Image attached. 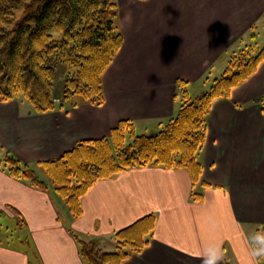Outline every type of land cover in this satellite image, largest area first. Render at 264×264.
<instances>
[{
    "label": "crops",
    "instance_id": "0c3cea01",
    "mask_svg": "<svg viewBox=\"0 0 264 264\" xmlns=\"http://www.w3.org/2000/svg\"><path fill=\"white\" fill-rule=\"evenodd\" d=\"M114 1L122 44L102 73V104L75 96L74 106L36 113L20 96L0 100L1 150L39 175L38 162L109 136L120 120L155 132L181 103L177 79L187 81L190 96L200 94L234 52L254 42L258 26L264 31V0ZM262 95L264 59L228 97L213 99L197 156L200 181L184 168L132 166L96 181L78 217L51 185L39 190L0 166V216L17 222L19 213L18 229L31 240L26 248L0 242V264H87L73 235L113 251L115 231L148 213L155 216L148 244L122 264H203L217 247L218 264H259L251 242L264 225V109L255 101Z\"/></svg>",
    "mask_w": 264,
    "mask_h": 264
},
{
    "label": "trees",
    "instance_id": "16d2710c",
    "mask_svg": "<svg viewBox=\"0 0 264 264\" xmlns=\"http://www.w3.org/2000/svg\"><path fill=\"white\" fill-rule=\"evenodd\" d=\"M21 6V19L8 29L14 10ZM117 18L118 5L114 0H0V100L22 94L36 113L74 106L78 95L87 103L102 104V73L122 44ZM51 28L61 32L60 39L53 38ZM253 45H244L234 52L223 73L211 80L207 91L196 96L188 94L187 81L177 79L181 103L153 133L137 134L130 120H120L109 136L78 141L60 156L38 162L46 179L9 152L0 159V166L10 176L25 179L39 190L51 185L74 217L81 215L80 199L96 181L132 166L184 168L191 182L196 183L202 171L197 156L205 141L211 102L217 97H228L232 87L256 71L264 59V44L259 48ZM58 63L72 71L65 77L61 99L56 100L53 80ZM255 101L263 110V96ZM192 195L201 197L200 193ZM14 213L18 225H22L21 215ZM154 224V214L148 213L116 230L113 251H104L94 239L73 236L87 264H122L146 247ZM258 232L264 233V226L255 234ZM251 245L258 247L256 241ZM256 257L259 264H264V256Z\"/></svg>",
    "mask_w": 264,
    "mask_h": 264
},
{
    "label": "rangeland",
    "instance_id": "374dc122",
    "mask_svg": "<svg viewBox=\"0 0 264 264\" xmlns=\"http://www.w3.org/2000/svg\"><path fill=\"white\" fill-rule=\"evenodd\" d=\"M22 15H23V7L22 6L15 9L14 14L12 15V22L9 25H7V28L8 29L13 28L15 23L21 19ZM262 19H264V18H262ZM257 29H258V31L257 30L256 31L258 32V34H257L254 42L251 43V44H254L253 45L254 48H259L264 44V31L262 30L263 28L261 26H258ZM49 33L52 34L54 39H60L61 38V32L57 28H51L49 30ZM247 45H249V44H247ZM71 71H72V68H69L62 63H58L55 66V74H54V80H53V84H54L53 85V92L54 93H57V94L60 93L61 94V92L63 91L65 77ZM212 79L213 78H211L206 83L205 88L203 90H201L202 92L207 91L209 89L210 84L212 82L211 81ZM19 96L22 100H25L26 102H28L27 98L24 95L20 94ZM262 96L264 99V95H262ZM207 115H208V113H207ZM207 115H206V126H207ZM136 133L142 134L140 130H137ZM205 139H206V137H205ZM204 143H205V141H204ZM204 143H203L199 153L201 152V150L204 146ZM4 153H5V151L1 150V148H0V159H2L4 157V155H5ZM201 165H202V163H201ZM37 173H38V171H37ZM39 176L46 179V176L43 173L42 174L40 173ZM16 223L17 222L15 220L9 219L5 214L0 216V242L9 243V244L14 245V246L26 248L30 245L31 240L27 241V243L24 241V240H26V234H24L25 232L23 230L21 231L20 229H18V225ZM262 226H264V225H262ZM262 226H260L259 229ZM98 246H99V244H98ZM103 250L108 251L106 249H103Z\"/></svg>",
    "mask_w": 264,
    "mask_h": 264
},
{
    "label": "clouds",
    "instance_id": "9594fccd",
    "mask_svg": "<svg viewBox=\"0 0 264 264\" xmlns=\"http://www.w3.org/2000/svg\"><path fill=\"white\" fill-rule=\"evenodd\" d=\"M253 241H256V245L258 247L254 250L253 255L255 256H264V233H256L253 236ZM209 255L204 257L203 264H218V262L222 258V253L220 249L217 247L209 252Z\"/></svg>",
    "mask_w": 264,
    "mask_h": 264
}]
</instances>
